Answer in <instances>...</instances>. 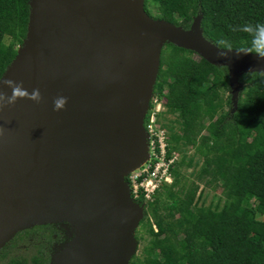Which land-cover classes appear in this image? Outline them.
Here are the masks:
<instances>
[{"label":"water","instance_id":"obj_1","mask_svg":"<svg viewBox=\"0 0 264 264\" xmlns=\"http://www.w3.org/2000/svg\"><path fill=\"white\" fill-rule=\"evenodd\" d=\"M167 42L226 66L234 108L241 74L264 73L258 52L206 39L199 14L184 29L144 0H29L0 76V247L61 223L72 238L49 264H133L144 206L125 176L148 157L144 117Z\"/></svg>","mask_w":264,"mask_h":264},{"label":"trees","instance_id":"obj_2","mask_svg":"<svg viewBox=\"0 0 264 264\" xmlns=\"http://www.w3.org/2000/svg\"><path fill=\"white\" fill-rule=\"evenodd\" d=\"M144 9L184 29L199 14L203 36L217 46L264 52V33L255 28L264 24V0H144ZM28 17L29 0H0V76L25 37ZM228 77L226 66L163 45L153 94L170 101L161 119L167 157L175 151L179 158L169 167L172 183H161L144 206L133 264H264V73L241 74L236 108ZM184 167L192 168L189 175ZM204 189H219L235 209L204 198L195 205ZM32 251L9 263L46 264L43 251Z\"/></svg>","mask_w":264,"mask_h":264},{"label":"built area","instance_id":"obj_3","mask_svg":"<svg viewBox=\"0 0 264 264\" xmlns=\"http://www.w3.org/2000/svg\"><path fill=\"white\" fill-rule=\"evenodd\" d=\"M157 99L158 97L152 94L149 106L152 100ZM160 106V102H157L153 109L148 108L144 117V128L148 134V157L125 176L131 198L136 202L141 199L143 206L153 200L161 183L170 184L173 181L169 167L176 159V152L172 151L167 157L168 130L162 124Z\"/></svg>","mask_w":264,"mask_h":264},{"label":"flooded vegetation","instance_id":"obj_4","mask_svg":"<svg viewBox=\"0 0 264 264\" xmlns=\"http://www.w3.org/2000/svg\"><path fill=\"white\" fill-rule=\"evenodd\" d=\"M61 223L35 224L16 231L13 237L0 247V264H10L12 258L24 259L33 252L43 251L49 264L53 253L72 238ZM25 258V259H26Z\"/></svg>","mask_w":264,"mask_h":264},{"label":"rangeland","instance_id":"obj_5","mask_svg":"<svg viewBox=\"0 0 264 264\" xmlns=\"http://www.w3.org/2000/svg\"><path fill=\"white\" fill-rule=\"evenodd\" d=\"M164 93H161V94H157L155 96L158 97L157 101H153L152 100V104L148 107V108H151L153 109L154 106L157 104V102H160L161 106V112L162 114L166 112V109H167V106L169 104V99L167 98V96L165 95L164 99L162 100V97L164 96L163 95ZM190 153V152H188ZM232 154L235 158H238L240 159L241 157V151L238 149V148H234L233 151H232ZM179 158L178 156V153L176 152V159ZM193 165L194 167H198L199 166V158L196 156L194 161H193ZM192 168H186L184 167V169H182V172L186 175H189L190 172H191ZM204 198L205 200V203L208 204L210 202H218V206L221 207L222 205H227L231 210H234L236 205L232 202H229V201H226L224 200L223 197H221L220 195V190L217 189L215 191H211L209 189H204L203 190V194L201 196H199L195 202V205H199L201 200ZM210 213L213 215V210L210 211ZM141 247H142V243L138 242V246H137V250L135 252V255H139L140 254V250H141ZM159 257L161 259H166L167 256L165 255V253H162V252H159Z\"/></svg>","mask_w":264,"mask_h":264},{"label":"clouds","instance_id":"obj_6","mask_svg":"<svg viewBox=\"0 0 264 264\" xmlns=\"http://www.w3.org/2000/svg\"><path fill=\"white\" fill-rule=\"evenodd\" d=\"M255 28H256V30H258L259 32H261V33H264V24H258V25H256L255 26ZM225 53H219V55H224ZM258 56L259 57H261V58H264V52H258ZM7 83H11V81H8ZM15 95H25V93L24 92H22L21 91V89L19 88V87H16L15 89H14V96ZM36 95H38V93L36 94ZM36 95H34L32 98L33 99H35L36 98ZM60 105H58V107H59Z\"/></svg>","mask_w":264,"mask_h":264}]
</instances>
